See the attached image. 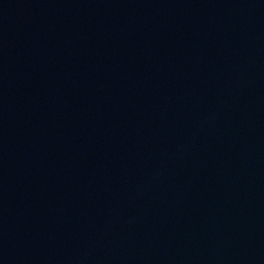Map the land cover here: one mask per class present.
<instances>
[{
    "label": "water",
    "instance_id": "95a60500",
    "mask_svg": "<svg viewBox=\"0 0 264 264\" xmlns=\"http://www.w3.org/2000/svg\"><path fill=\"white\" fill-rule=\"evenodd\" d=\"M0 264H264V0H158L0 160Z\"/></svg>",
    "mask_w": 264,
    "mask_h": 264
}]
</instances>
